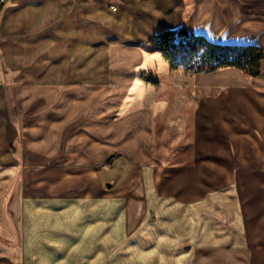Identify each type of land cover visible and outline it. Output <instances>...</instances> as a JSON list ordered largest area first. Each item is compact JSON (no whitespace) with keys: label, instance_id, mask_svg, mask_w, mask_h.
Listing matches in <instances>:
<instances>
[{"label":"crops","instance_id":"0c3cea01","mask_svg":"<svg viewBox=\"0 0 264 264\" xmlns=\"http://www.w3.org/2000/svg\"><path fill=\"white\" fill-rule=\"evenodd\" d=\"M0 8V34L14 37L0 41V54L8 100L16 97L19 107L24 165L39 190L35 204L51 193L62 198L48 206L54 211L66 209L70 200L62 201L69 197L88 198L93 206L107 196L101 187L107 160L120 156L112 166L134 173L116 191L125 200L122 211L144 203L153 225L119 232L142 236L126 241L125 252L108 264H264V58L255 78L234 68L192 74L171 70L161 54L157 60L143 48L159 32L185 27L210 42L264 51V0H194L192 23L184 0H7ZM91 18L99 26L113 20L114 34L101 42L91 37ZM48 27L50 34L27 38ZM92 41L107 47L96 70ZM158 65L168 69L174 105L160 98L159 81L140 77ZM174 108L191 124L184 163L155 154L157 132ZM5 168L0 264H41L25 259V243H14L22 224L26 233L28 196L7 193L17 167ZM118 210L110 216L116 217L111 231L122 219ZM63 246L47 248L68 250ZM97 248L106 250L101 243ZM58 252L53 263L63 258Z\"/></svg>","mask_w":264,"mask_h":264},{"label":"rangeland","instance_id":"374dc122","mask_svg":"<svg viewBox=\"0 0 264 264\" xmlns=\"http://www.w3.org/2000/svg\"><path fill=\"white\" fill-rule=\"evenodd\" d=\"M184 4L186 7V21L188 23H192L194 0H184ZM257 4V2L250 3V5ZM91 21L92 25L94 24L95 27H92V34L90 36L97 38L96 40L99 42L104 41L106 38H108V36L114 34L113 20L103 19L100 22V26L98 25L99 22H97V24L93 22L94 18H91ZM80 23H82L81 17ZM58 25H60V22H58ZM50 29L51 28L48 27L43 28L42 30L37 29L29 31L27 32V38L34 41L35 38L40 37V35L50 34ZM13 38V36L9 37L8 35L4 36L2 33L0 34V41L3 39L7 40ZM148 43L144 44L143 48L149 47ZM90 45L89 51L92 54V57H94L92 59L91 67L92 70H96L97 68L103 67L104 65L103 57L107 47L103 46V44L95 45L93 41L90 43ZM33 47H35V44ZM40 48L42 47L40 46ZM144 50H148L152 55L158 57L157 60H159V57H161L159 55L160 53L152 48ZM2 61L3 60L1 56L0 169L12 164L16 165L17 171L14 173L13 182L7 193L9 195H24V193L27 194L28 198L26 200L28 201L26 212H28V215L30 216L27 218L26 233L24 234L25 229L22 224V228L16 235L14 243H25L26 247L30 248L29 251L25 252V259L28 260L29 258L37 257L41 259V264L55 263L52 262L54 261L52 259L54 257V253H57L58 250H49L47 247L51 246V244L56 246H68V250L64 248V250L58 252L61 255L60 257L63 258L55 264H68V262L71 260H73L75 264H84V260H87V263L91 262L90 264H108L111 259L116 257V255L120 253L123 254L125 252L124 249L120 250V247H122L126 241L129 242L136 237L142 236L139 234L130 233L127 235H122L119 232L123 231L125 227L133 226L132 230L137 232L141 226L153 225V219H151L153 216V211L149 210V208H146L144 203H139L136 205L130 203L128 208L125 211H122V206L125 203V200L121 198L116 191L121 185H123L127 177L134 175L133 169L124 168L123 165H116L115 167H113V165L109 168L107 167V173L105 176H103V181L101 184L102 190L104 193H107V196L106 198H101V200H99L93 206L90 205L88 198L69 197L63 199L62 201V203L65 204L66 200H70L66 203V209L60 212L56 210L54 211L48 206H51L53 200L61 201L62 198L60 200L57 198L58 196H53L51 193L47 194L49 198H44L41 204H35V197L38 196L39 190L34 184V177L31 176L32 172L29 174L24 165L22 155L23 148L21 144L22 140L17 133L19 127V107L16 97L13 98L14 101L8 100V98L11 97L8 93V80L6 79V74H4L6 67ZM167 71L168 69H165L164 71V69L162 67L160 68L158 65L156 68H154V73H141L140 77L151 81L152 79L159 81L161 84L160 88H158L160 98L166 101V103L174 105L175 92L170 90L168 84L169 81H166V76L168 74L166 73ZM94 76L95 75H92V79ZM95 78H97V76H95ZM172 112L174 114H170L171 112L167 114L165 118L166 121L161 124V129L157 132V146L155 148V154L158 156V158H166V160L168 158V160L175 163H184L187 162L191 156V124L189 121H187L188 117L186 115H182L181 117L177 115V108L172 109ZM36 129H38V127H36ZM31 130H35V127L32 126ZM117 160H120V158ZM48 171L50 172V169ZM2 172H0V175H2ZM6 172L8 174L10 172L9 169ZM105 182L110 184V189L105 188ZM7 193L5 195H7ZM43 194H45V192L42 189V195ZM115 207L119 209L118 213L122 214V219L119 222V227L111 231L112 226L116 222V217L114 218L113 216L110 218V216L115 212L114 209L116 210ZM87 216H89V218L84 219V217ZM98 218L101 219V222ZM106 219H108V223L106 222ZM103 229H106L105 234H99L100 231L103 232ZM71 243H73V245H71ZM99 243L102 245L105 244L106 250L99 251L97 248ZM39 248H41V250H39ZM238 257L242 258L240 254L236 255L235 258ZM24 261L25 260L23 259L22 262L24 263Z\"/></svg>","mask_w":264,"mask_h":264},{"label":"trees","instance_id":"16d2710c","mask_svg":"<svg viewBox=\"0 0 264 264\" xmlns=\"http://www.w3.org/2000/svg\"><path fill=\"white\" fill-rule=\"evenodd\" d=\"M148 46L144 49L159 52L171 70L183 68L192 74L234 68L249 78H255L260 74V62L264 58L263 49L256 45L210 42L185 27L159 32Z\"/></svg>","mask_w":264,"mask_h":264},{"label":"built area","instance_id":"2783aa9c","mask_svg":"<svg viewBox=\"0 0 264 264\" xmlns=\"http://www.w3.org/2000/svg\"><path fill=\"white\" fill-rule=\"evenodd\" d=\"M6 1L7 0H0V6H2ZM116 9H117L116 5H114V4H112L110 6V10L112 12H115ZM117 159H118V156H116V155L111 156L106 162V167H108V168L111 167Z\"/></svg>","mask_w":264,"mask_h":264},{"label":"water","instance_id":"95a60500","mask_svg":"<svg viewBox=\"0 0 264 264\" xmlns=\"http://www.w3.org/2000/svg\"><path fill=\"white\" fill-rule=\"evenodd\" d=\"M108 188L110 187L109 185L107 186ZM186 250H188L189 248L188 247H185Z\"/></svg>","mask_w":264,"mask_h":264}]
</instances>
